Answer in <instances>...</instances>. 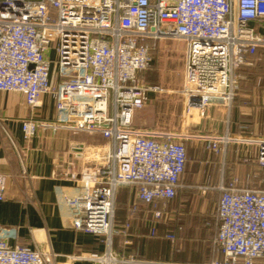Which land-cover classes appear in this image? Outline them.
I'll return each mask as SVG.
<instances>
[{
	"label": "built area",
	"instance_id": "built-area-1",
	"mask_svg": "<svg viewBox=\"0 0 264 264\" xmlns=\"http://www.w3.org/2000/svg\"><path fill=\"white\" fill-rule=\"evenodd\" d=\"M262 21L264 0H0V92L21 94L34 116L42 97L50 96L54 130L99 138L75 145L77 169L55 174L72 185L71 195L55 188L69 228L102 236L110 246L142 211L156 236L177 194L185 142L198 139L212 152L229 142L189 133L186 119L215 101H232L239 70L254 67L264 49V36L250 26ZM161 40H181L187 50L180 90L186 121L175 131L134 128L149 94L159 92L143 74ZM43 127L34 118L22 122L24 140ZM248 143L264 171V136ZM52 165L59 168L60 160ZM120 188L132 190L133 202L118 230ZM220 189L215 247L223 260L213 264H264V189L243 188L237 179ZM4 192L0 175V202ZM11 232L0 226V264L53 263L52 252L9 245ZM87 260L131 264L110 253Z\"/></svg>",
	"mask_w": 264,
	"mask_h": 264
},
{
	"label": "crops",
	"instance_id": "crops-1",
	"mask_svg": "<svg viewBox=\"0 0 264 264\" xmlns=\"http://www.w3.org/2000/svg\"><path fill=\"white\" fill-rule=\"evenodd\" d=\"M250 26L264 36V21L251 22ZM170 41H159L153 63L143 74L149 85L159 89L158 93L160 88L148 82L146 74L154 70ZM184 54L186 62V47ZM256 64L254 69L239 72V86L230 103L215 101L202 114L186 119L189 133L226 136L229 142L221 144L219 152L207 150L206 143L198 139L185 142L186 161L177 194L167 202L168 219L157 224L156 236L150 235L140 211L126 232L112 236L110 246L102 236L69 228L55 193L58 186L67 195L73 192L71 183L55 178V174L77 169L75 145L92 144L99 138L54 130V102L50 96L42 97L34 116L21 94L0 92V175L5 179L0 226L13 231L6 239L9 245L52 252V264H95L87 258L109 253L131 264L221 262L223 256L215 247L220 188L237 179L243 188L264 189V171L254 178L256 148L248 143L249 139L264 136V72L260 71L264 69V51L257 54ZM156 94H149V103ZM31 118L46 127L26 141L21 124ZM55 158L60 160L59 168L52 165ZM132 202L131 189L117 191L114 223L118 230L128 221ZM167 236H173V241Z\"/></svg>",
	"mask_w": 264,
	"mask_h": 264
},
{
	"label": "rangeland",
	"instance_id": "rangeland-1",
	"mask_svg": "<svg viewBox=\"0 0 264 264\" xmlns=\"http://www.w3.org/2000/svg\"><path fill=\"white\" fill-rule=\"evenodd\" d=\"M185 47L183 41L171 40L155 63L154 70L146 74L147 81L157 84L161 92L136 113L134 125L137 128L175 131L182 127L184 115L180 90L184 76ZM260 71L264 72V69ZM192 115H196V112ZM262 171L255 164L254 178L261 176L259 174Z\"/></svg>",
	"mask_w": 264,
	"mask_h": 264
},
{
	"label": "trees",
	"instance_id": "trees-1",
	"mask_svg": "<svg viewBox=\"0 0 264 264\" xmlns=\"http://www.w3.org/2000/svg\"><path fill=\"white\" fill-rule=\"evenodd\" d=\"M262 51H264V49H259V50L256 52L255 58H256L257 54H259V53L262 52ZM256 66H257V64H256L254 67H252V69H254ZM244 69L249 70V69H251V68H241V69L239 70V72H241V71L244 70Z\"/></svg>",
	"mask_w": 264,
	"mask_h": 264
}]
</instances>
